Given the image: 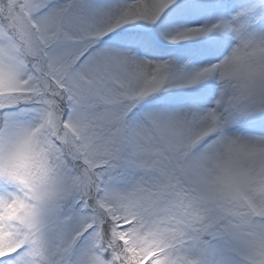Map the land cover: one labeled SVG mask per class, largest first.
Instances as JSON below:
<instances>
[{
    "label": "snow or ice",
    "instance_id": "6c2138e0",
    "mask_svg": "<svg viewBox=\"0 0 264 264\" xmlns=\"http://www.w3.org/2000/svg\"><path fill=\"white\" fill-rule=\"evenodd\" d=\"M0 264H264V0H0Z\"/></svg>",
    "mask_w": 264,
    "mask_h": 264
}]
</instances>
